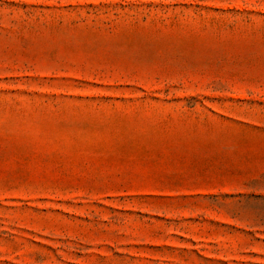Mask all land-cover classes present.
I'll list each match as a JSON object with an SVG mask.
<instances>
[{
    "label": "rangeland",
    "instance_id": "rangeland-1",
    "mask_svg": "<svg viewBox=\"0 0 264 264\" xmlns=\"http://www.w3.org/2000/svg\"><path fill=\"white\" fill-rule=\"evenodd\" d=\"M0 264H264V0H0Z\"/></svg>",
    "mask_w": 264,
    "mask_h": 264
}]
</instances>
